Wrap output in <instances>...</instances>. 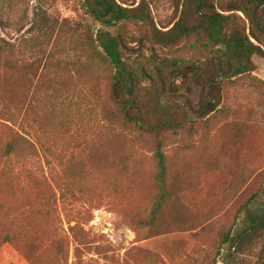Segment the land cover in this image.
<instances>
[{
  "label": "rangeland",
  "instance_id": "rangeland-1",
  "mask_svg": "<svg viewBox=\"0 0 264 264\" xmlns=\"http://www.w3.org/2000/svg\"><path fill=\"white\" fill-rule=\"evenodd\" d=\"M154 1L155 24L167 31L172 6ZM97 27L81 0H0V206L20 207L31 191L24 188L26 170L50 172L45 164L25 168L20 156L5 154L14 135L6 120L20 109L18 122L44 126L39 134L53 167L68 174L79 192L75 206L57 207L66 220L81 214L83 238L75 242L64 221L62 261L46 245L45 264H256L261 240L242 245L236 234L247 221L244 206L264 200V58L254 56L248 75L220 79L203 65L211 54L195 38L165 46L135 26L113 29L121 34L123 59L136 70L143 98L180 105L189 115L203 98L219 102L210 117L182 119L184 127L166 135L167 199L156 213L162 190L148 138L106 118L115 107ZM90 148L102 159L97 169ZM50 185L55 192L56 184ZM152 218L153 227L142 225ZM231 229L238 239L232 250L224 243ZM0 264L30 262L15 247L0 245Z\"/></svg>",
  "mask_w": 264,
  "mask_h": 264
},
{
  "label": "trees",
  "instance_id": "trees-1",
  "mask_svg": "<svg viewBox=\"0 0 264 264\" xmlns=\"http://www.w3.org/2000/svg\"><path fill=\"white\" fill-rule=\"evenodd\" d=\"M119 1L81 0L85 14L98 25L95 42L103 49L111 68V99L115 109L106 111V118L137 130L148 138V145L152 149L157 168L155 178L162 190L156 203L157 213L167 199L166 135L177 134L184 127L182 119L192 122L194 117H210L217 111L219 102L203 98L196 111L189 115L180 105L172 107L159 101L152 104L153 99L143 98L139 92L140 80L136 70L123 59L121 34L113 32V29L117 28V32H120L127 26H135L147 38L165 46L195 38L207 45L211 54L210 62L203 64L205 67H211L220 79L237 78L255 70L254 56L264 58V0H165L173 9L170 24L173 26L167 31L160 30L155 24L150 5L155 4L154 0H141L137 6V0ZM121 3H130L131 8ZM7 45L11 46L9 43ZM212 83L218 85L219 82L213 78ZM152 91L158 93L159 89L153 86ZM18 118L20 109L17 113L9 111L6 121L12 125L9 129L14 135L5 146V154L8 157L20 156V163L25 168L29 163L40 162L50 172L46 173L44 167L40 172L26 170L24 188L30 186L31 191L24 193L25 199L20 202V207L12 210L0 206V245L15 247L30 264H45L43 247L47 245L46 248L55 249L56 261L59 263L63 256V234H66L63 222L67 223L68 234L75 242L81 241L84 230L79 219L81 214L76 221L69 219V215L66 216L67 220L63 219L57 205L60 202L63 207L72 208L79 201V192L70 184L68 174L60 173L53 167L49 159L52 153L40 138L39 133L44 127L41 122L32 119L18 122ZM98 153L97 148H90L87 153L95 169L99 168L102 160ZM53 183L57 186L56 193L50 185ZM244 207L247 221L236 234L239 240L231 229L224 235V243L230 242L232 250L240 240L243 245L247 239L259 238L262 247L256 264H264V200L255 205L254 202H248ZM72 221L76 225L71 226ZM154 222L152 218L149 223L142 225L153 227Z\"/></svg>",
  "mask_w": 264,
  "mask_h": 264
}]
</instances>
